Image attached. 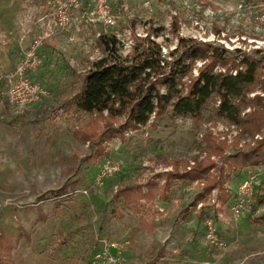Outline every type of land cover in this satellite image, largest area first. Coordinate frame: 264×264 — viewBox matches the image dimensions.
<instances>
[{"label":"rangeland","instance_id":"1","mask_svg":"<svg viewBox=\"0 0 264 264\" xmlns=\"http://www.w3.org/2000/svg\"><path fill=\"white\" fill-rule=\"evenodd\" d=\"M53 3L0 0V234H7L14 244L13 264H89L104 242L116 245L112 254L117 264H264V198L261 202L252 197L237 216L231 209L235 204L232 196L229 206L216 217L211 205L222 209L216 190L207 201L211 205L203 220L200 205L192 206L200 192L198 182L174 179L166 201L157 196L152 204L143 201L137 207H125L123 199L115 197L118 188L145 185L157 175L171 173L170 163L193 165L196 157L205 159L200 147L208 131L234 145L238 128L222 121L214 124L210 115L198 124L190 118L166 116L127 133L124 141L110 140L103 158L88 160L89 146L76 138L75 131L86 127L90 118L72 106L86 72L104 56L98 46L101 34L116 36L124 57L138 38H147L151 27L163 29V37L150 40L161 43L165 56L176 48L179 38L230 51H264L263 4L247 0H108L109 16L115 22L112 26L102 16H88L93 4L85 0L80 10L70 12L69 29L63 31L52 16ZM50 21L47 36L44 24ZM174 25L176 30L179 26L176 34L172 33ZM22 26L28 42L23 51L32 41L44 38L38 50L41 65L29 75L48 94L17 113L6 100L7 79L20 66L24 53L11 46L15 57L6 58L5 51L7 43L16 44ZM34 27L38 35H33ZM202 65L195 66L194 76ZM253 145L243 135L238 149ZM233 152V148L229 150ZM107 163L117 169L111 176L103 173ZM263 167L230 175L226 184L229 195L236 194L248 176L255 177L254 185L264 184ZM157 182L164 184V178ZM209 218L222 246L207 239L205 221Z\"/></svg>","mask_w":264,"mask_h":264},{"label":"trees","instance_id":"2","mask_svg":"<svg viewBox=\"0 0 264 264\" xmlns=\"http://www.w3.org/2000/svg\"><path fill=\"white\" fill-rule=\"evenodd\" d=\"M247 2L264 6V0ZM175 28L174 25V34L179 26ZM163 36L162 28L151 27L147 30V38H138L124 57L116 36L100 35L98 46L104 56L86 72L81 89L72 101L76 112L90 118L87 126L77 129L75 135L89 146L87 159L94 160L106 155L110 140L124 141L127 133L147 127L152 119L190 118L198 124L210 115L214 124L222 121L238 128L240 134L234 145L208 131L202 136L200 147V152L206 154L205 159L196 157L193 165L183 161L170 163L171 173L157 175L145 185L118 188L115 194L123 199L125 207H137L143 201L152 204L157 196L166 201L174 179L198 182L200 192L192 206L202 205L199 216L205 220L211 205L207 201L218 190L217 201L222 209L211 205L218 217L232 200L233 195H229L226 188L229 176L264 165V51H230L223 46L179 38L176 48L165 56L161 43L150 40ZM198 63L203 65L194 76ZM218 67L222 70L216 71ZM243 135L250 137L254 145L239 150ZM258 136L261 139H256ZM232 148L234 152L229 153ZM213 157L219 161H213ZM160 178H164L162 185L157 182ZM67 189L68 186L61 193ZM263 198L264 184L254 195V199L261 202ZM113 213L123 218L117 209ZM144 224L145 229L151 230L148 223ZM13 250L11 238L1 232L0 264H13ZM6 257L9 261H5Z\"/></svg>","mask_w":264,"mask_h":264},{"label":"built area","instance_id":"3","mask_svg":"<svg viewBox=\"0 0 264 264\" xmlns=\"http://www.w3.org/2000/svg\"><path fill=\"white\" fill-rule=\"evenodd\" d=\"M93 4V11L88 16H102L107 24L114 25V20L109 16L108 0H90ZM53 8L55 9V24L65 31L70 26V12L80 10L82 8L81 0H54ZM42 45V41L36 40L24 53V57L20 66L16 69L13 76L7 79L8 92L6 94L7 103L17 112H24L32 104L37 103L47 97V90L39 83L34 82L30 78V73L41 65V59L38 55V50ZM233 127V126H232ZM264 169V167L262 168ZM116 168H112L109 163L104 166L103 173L108 176L116 172ZM255 177L248 176L233 195L235 204L231 209L235 215H241L245 210L248 200H251L255 195V188L259 186L255 184ZM102 176L98 177L101 180ZM232 193V191H231ZM202 205H200L201 207ZM199 207V208H200ZM206 236L211 244L220 245L214 222L209 218L205 221ZM116 249V245H111L104 242L101 249L95 253L89 264H117L118 259L112 254Z\"/></svg>","mask_w":264,"mask_h":264},{"label":"crops","instance_id":"4","mask_svg":"<svg viewBox=\"0 0 264 264\" xmlns=\"http://www.w3.org/2000/svg\"><path fill=\"white\" fill-rule=\"evenodd\" d=\"M85 0H81V2L83 3ZM87 1H89L90 2V0H87ZM84 4V3H83ZM82 4V5H83ZM52 16H53V18L55 19V16H54V12H53V14H52ZM53 19V20H54ZM49 21V20H48ZM49 24V26H51V21L50 22H48L47 24H44V27H45V33L47 32L46 31V27H47V25ZM34 28H36V31H34V33H33V35L34 34H37V33H39L37 30V27H34ZM25 27L24 26H22V33H20V38H18V41L16 42V44L15 43H7V46H6V51H5V56H6V58H11V57H15L14 55H12V53L10 52V49H11V46H15L18 50H19V53H21V50H22V52L23 53H25L27 50H25V51H23L24 49H23V47L28 43L27 41H25ZM49 32V31H48ZM48 32H47V36H48ZM51 33V32H50ZM33 35H32V37H33ZM38 35V34H37ZM37 35H35L34 36V40H35V38H36V36ZM37 40V39H36ZM35 40V41H36ZM39 40V39H38ZM40 40L43 42V40H44V38H40ZM33 42L34 41H32V43L30 44V46L33 44ZM5 44H6V42H5ZM29 46V45H28ZM28 48H30V47H28ZM10 55H12L11 57H10ZM24 55V54H23Z\"/></svg>","mask_w":264,"mask_h":264}]
</instances>
